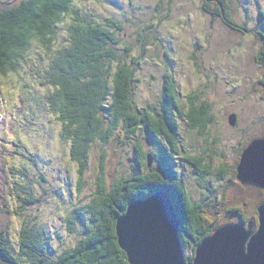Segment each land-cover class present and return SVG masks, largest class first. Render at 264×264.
I'll return each instance as SVG.
<instances>
[{
  "label": "trees",
  "instance_id": "trees-1",
  "mask_svg": "<svg viewBox=\"0 0 264 264\" xmlns=\"http://www.w3.org/2000/svg\"><path fill=\"white\" fill-rule=\"evenodd\" d=\"M5 1L0 4V74L24 71L27 78L35 80L34 85L45 84L44 96L35 94L28 79L30 91L25 83L19 92L26 90L31 94L28 97L32 99V110L42 106L55 114L56 121L62 124L61 134L71 142L73 159L84 162L94 143H107L112 136L118 137L120 126L140 124L147 140L155 146L146 151L138 142L137 165L118 178L108 168L107 153H102L97 195L88 208H78L66 216L70 231L78 232L79 236L73 245L61 249L52 242L48 227L38 226L36 214L18 212V207L15 209L11 204L13 195L23 207L40 206L43 202V196L32 191L34 175L42 176L34 172L41 163L37 153L14 139L7 149L8 164L3 162L0 167V264H130L118 242L117 217L131 201L157 190L165 191L176 207L185 253L187 260H191L197 244L223 221L220 217L205 216L208 196L196 201L187 189L184 171L176 162V155L184 152L183 146H178V134L185 119L190 128H199L205 134L215 119L212 103L198 105V96L190 95L186 109L175 78L170 75L163 86L162 105L138 107L134 82L138 80L135 74L140 69V60L129 58L133 46L121 38L120 32L126 31L121 22L114 18H106L107 24L98 22L93 14L77 8L75 0ZM216 1L218 6H206L207 11L223 17L228 25L238 29L240 26L228 11L227 0ZM63 27L68 34L67 42L63 40ZM141 30L138 40L143 42L146 52L154 28L146 23ZM261 34L264 39V29ZM261 63L264 65V61ZM24 115L19 108L12 119V126L17 130L22 129ZM241 153L234 166L236 177ZM150 154L157 164L150 163ZM182 157L200 169L201 157L196 156V160L188 153ZM206 168L211 170L210 162ZM229 171V166L223 163L217 178L221 179ZM207 188L211 190V182ZM9 212H15V218L20 220L19 246L11 244L8 235ZM229 212L237 216L236 222L250 219L238 207ZM190 247L192 252L188 253L186 250Z\"/></svg>",
  "mask_w": 264,
  "mask_h": 264
},
{
  "label": "rangeland",
  "instance_id": "rangeland-1",
  "mask_svg": "<svg viewBox=\"0 0 264 264\" xmlns=\"http://www.w3.org/2000/svg\"><path fill=\"white\" fill-rule=\"evenodd\" d=\"M4 2L0 0V4ZM216 3V0H75L77 8L93 14L98 22L107 24L106 18H114L125 26L126 31L120 35L126 44L133 46L129 58L140 60V69L135 74L138 80L134 82L138 107L161 106L163 86L170 75L175 78L186 109L190 95L198 96V105L212 103L215 119L205 134L199 128H190L188 120L181 121L178 146H183L184 152L176 155L177 166L184 171L186 187L194 200L208 196L205 216L220 217L223 224L229 223L237 218L229 210L238 207L259 224L257 206L264 202V188L242 183L234 174V166L240 150L253 138L264 136V65L261 63L264 61L261 34L264 0H227L228 11L240 26L238 29L207 11L206 6L216 8ZM146 23L153 26L154 32L144 52L138 35ZM61 32L67 42L66 28H61ZM23 72L0 74V113L3 114L0 127L3 129L6 120L16 116L19 108L24 112L25 132L20 133V140L27 142L41 159L34 172L44 174L46 179L34 175L32 191L43 196L40 206L23 207L14 195L10 200L18 212L36 214L38 226L48 227L52 242L64 249L79 236L78 232L70 231L66 216L78 208H88L97 195L102 153H107L108 168L118 178L137 165L138 142L146 151H151L155 144L147 140L140 124L120 126L118 137L112 136L107 143L96 141L84 162L73 159L71 142L61 134L62 124L56 121L55 114L41 111V107L32 110L29 92H19L25 83L30 91ZM28 80L35 91L40 82L34 85V79ZM43 88L44 85L38 86V91L42 93ZM6 92L9 96L4 95ZM233 113L237 116L235 125L230 123ZM1 135L12 142L19 133L11 125ZM0 153L4 156L1 149ZM186 153L202 158L200 169L182 157ZM6 159L9 161V155ZM3 162L0 158V167ZM208 162L212 165L210 171L206 168ZM152 163L157 164L153 159ZM223 163L230 171L218 179V169ZM208 182L211 190L207 188ZM6 220L11 244L19 246L20 220L15 218V212H9ZM186 251L191 253V247Z\"/></svg>",
  "mask_w": 264,
  "mask_h": 264
},
{
  "label": "water",
  "instance_id": "water-1",
  "mask_svg": "<svg viewBox=\"0 0 264 264\" xmlns=\"http://www.w3.org/2000/svg\"><path fill=\"white\" fill-rule=\"evenodd\" d=\"M236 120L233 113L230 123L235 125ZM237 178L264 188V136L253 138L244 148ZM257 210L259 224L250 218L220 225L197 244L189 261L176 207L163 190L131 201L117 217L116 232L130 264H264V202Z\"/></svg>",
  "mask_w": 264,
  "mask_h": 264
},
{
  "label": "bare ground",
  "instance_id": "bare-ground-1",
  "mask_svg": "<svg viewBox=\"0 0 264 264\" xmlns=\"http://www.w3.org/2000/svg\"><path fill=\"white\" fill-rule=\"evenodd\" d=\"M44 85H45V84H44ZM48 109H49V108H48ZM51 112H52V111H51ZM41 120H42V119H41ZM41 124H42V123H41ZM41 124H40V125H41ZM34 130H35V129H34ZM37 130H38V129H37ZM57 130H58V129H57ZM180 161H181V160H180ZM34 167H35V166H34ZM46 174H47V173H46ZM47 175H48V174H47ZM86 213H87V212H86Z\"/></svg>",
  "mask_w": 264,
  "mask_h": 264
}]
</instances>
